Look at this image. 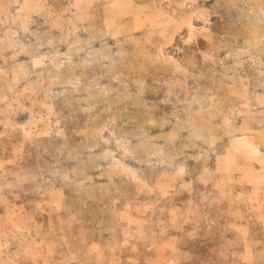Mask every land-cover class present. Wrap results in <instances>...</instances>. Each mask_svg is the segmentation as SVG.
Masks as SVG:
<instances>
[{
	"label": "rangeland",
	"instance_id": "rangeland-1",
	"mask_svg": "<svg viewBox=\"0 0 264 264\" xmlns=\"http://www.w3.org/2000/svg\"><path fill=\"white\" fill-rule=\"evenodd\" d=\"M0 264H264V0H0Z\"/></svg>",
	"mask_w": 264,
	"mask_h": 264
}]
</instances>
